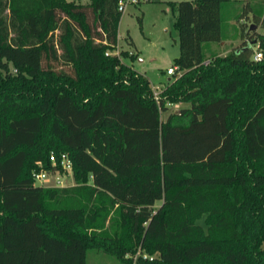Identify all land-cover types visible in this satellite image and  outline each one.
<instances>
[{"label": "trees", "instance_id": "obj_1", "mask_svg": "<svg viewBox=\"0 0 264 264\" xmlns=\"http://www.w3.org/2000/svg\"><path fill=\"white\" fill-rule=\"evenodd\" d=\"M120 1L0 0V264H264V34L257 61L246 43L208 58L232 0L169 1L179 51L155 98L113 53ZM63 152L73 184L36 185Z\"/></svg>", "mask_w": 264, "mask_h": 264}, {"label": "rangeland", "instance_id": "obj_2", "mask_svg": "<svg viewBox=\"0 0 264 264\" xmlns=\"http://www.w3.org/2000/svg\"><path fill=\"white\" fill-rule=\"evenodd\" d=\"M76 1L87 3V0ZM140 1L141 3L137 4L130 3L123 11L118 27V46L113 53H120L123 63L144 74L150 81L153 92L158 95L161 88L171 81L172 75H167L165 70L173 65V60L178 56L179 51L175 27L176 8H172L168 2L181 0ZM225 4L221 13L224 38L220 43L209 45L206 51L207 57H212L211 52L223 57L245 43L251 46L255 55L260 50L256 37L264 34V29L253 21L251 13L246 15L241 13L244 7L258 8L259 5H264V0H234V3L231 2L224 8ZM138 17L142 19V27H140ZM123 51H135L137 57L129 54L122 56ZM187 105L188 103H169L167 111L162 113V120H165L170 112H177ZM60 177L64 183L63 186L73 184V177L70 175L61 172ZM36 185L57 187L54 186V180L39 182ZM204 217L202 216L198 223L204 224ZM142 257L147 258L145 254H142ZM87 259L88 264H120L119 261L95 250L88 251Z\"/></svg>", "mask_w": 264, "mask_h": 264}, {"label": "built area", "instance_id": "obj_3", "mask_svg": "<svg viewBox=\"0 0 264 264\" xmlns=\"http://www.w3.org/2000/svg\"><path fill=\"white\" fill-rule=\"evenodd\" d=\"M138 2H139L138 0H122L119 2V10L124 11L126 6L129 5L130 3L137 4ZM131 53H133V51L128 52L129 55H131ZM261 55L262 54L260 52L255 53L254 60L255 61L259 60ZM209 62L210 59H206L204 65L208 64ZM165 73L170 76L174 75L175 67L169 66L165 70ZM155 98H157V94H155ZM49 165H50L49 168H42L40 170L33 172L32 176L35 184L43 181L49 182L50 180H54V186L61 187L64 185L60 177L61 172L73 177L72 161L66 152L61 153L60 156L51 153L49 155Z\"/></svg>", "mask_w": 264, "mask_h": 264}, {"label": "crops", "instance_id": "obj_4", "mask_svg": "<svg viewBox=\"0 0 264 264\" xmlns=\"http://www.w3.org/2000/svg\"><path fill=\"white\" fill-rule=\"evenodd\" d=\"M232 2L234 3V0H232ZM237 2V1H236Z\"/></svg>", "mask_w": 264, "mask_h": 264}]
</instances>
